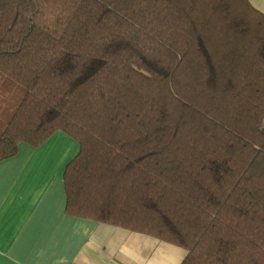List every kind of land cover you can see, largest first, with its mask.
<instances>
[{"label":"trees","instance_id":"16d2710c","mask_svg":"<svg viewBox=\"0 0 264 264\" xmlns=\"http://www.w3.org/2000/svg\"><path fill=\"white\" fill-rule=\"evenodd\" d=\"M58 130L80 145L67 214L182 247V264H264L250 0H0V161Z\"/></svg>","mask_w":264,"mask_h":264},{"label":"crops","instance_id":"0c3cea01","mask_svg":"<svg viewBox=\"0 0 264 264\" xmlns=\"http://www.w3.org/2000/svg\"><path fill=\"white\" fill-rule=\"evenodd\" d=\"M250 2L264 13V0ZM79 148L58 130L0 161V264H182V247L66 213L64 173Z\"/></svg>","mask_w":264,"mask_h":264},{"label":"rangeland","instance_id":"374dc122","mask_svg":"<svg viewBox=\"0 0 264 264\" xmlns=\"http://www.w3.org/2000/svg\"><path fill=\"white\" fill-rule=\"evenodd\" d=\"M15 93H16V92L12 93L11 95H13V94H14V95H17V94H15Z\"/></svg>","mask_w":264,"mask_h":264}]
</instances>
